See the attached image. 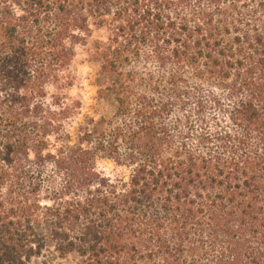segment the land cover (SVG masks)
<instances>
[{
	"label": "trees",
	"instance_id": "obj_1",
	"mask_svg": "<svg viewBox=\"0 0 264 264\" xmlns=\"http://www.w3.org/2000/svg\"><path fill=\"white\" fill-rule=\"evenodd\" d=\"M93 30L88 116L64 91ZM48 241L56 264H264V0H0V264Z\"/></svg>",
	"mask_w": 264,
	"mask_h": 264
},
{
	"label": "rangeland",
	"instance_id": "obj_2",
	"mask_svg": "<svg viewBox=\"0 0 264 264\" xmlns=\"http://www.w3.org/2000/svg\"><path fill=\"white\" fill-rule=\"evenodd\" d=\"M106 33L104 30H93L91 36L88 38L87 43L78 48L77 54L74 58L71 68L72 83L70 86L65 87L64 96L68 102L79 101L82 106V114L88 116L93 115L94 106L101 111V107L110 110L108 103L97 105L96 91L97 86L101 81L98 74V63L91 57L92 45L94 40H104ZM53 90V89H52ZM106 106V107H105ZM81 116L77 117L79 120ZM98 167L107 175H117L123 173V170L117 169L112 163L108 161H100ZM48 224L42 226V233L48 232ZM68 258L66 261H70ZM60 260L51 253V242H47V248L41 255L33 257L27 264H56Z\"/></svg>",
	"mask_w": 264,
	"mask_h": 264
}]
</instances>
